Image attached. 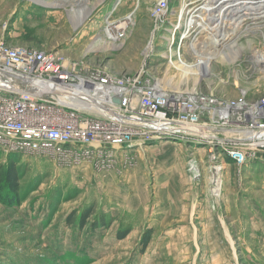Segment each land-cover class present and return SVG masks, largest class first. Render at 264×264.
<instances>
[{"label":"built area","instance_id":"obj_1","mask_svg":"<svg viewBox=\"0 0 264 264\" xmlns=\"http://www.w3.org/2000/svg\"><path fill=\"white\" fill-rule=\"evenodd\" d=\"M132 1L111 0L92 38L111 50L123 48L136 23L139 0ZM232 1L233 12L224 14L204 0H157L149 7L152 23L140 65L121 76L59 51L0 40V149L62 166L98 167L119 149L171 137L191 145L186 175L193 184L207 179L206 197L215 207L226 161L240 171L264 160V1L257 10ZM129 3L133 8L122 13ZM254 15L261 16L258 23ZM246 43L233 59H222ZM203 63L213 64L207 77L227 92L205 81L203 90L189 91L162 80L176 64ZM70 93L109 117L75 107Z\"/></svg>","mask_w":264,"mask_h":264},{"label":"rangeland","instance_id":"obj_2","mask_svg":"<svg viewBox=\"0 0 264 264\" xmlns=\"http://www.w3.org/2000/svg\"><path fill=\"white\" fill-rule=\"evenodd\" d=\"M16 1L0 0V40L59 51L71 59L107 66L118 76L140 65L152 23L149 7L157 2L139 0L136 23L124 47L111 50L91 36L100 28L103 6L102 13L111 0H61L58 8L26 0L14 11ZM177 2L170 0L172 5ZM82 4L90 10L88 19L75 26L69 11ZM126 6L122 13L133 8ZM97 11L99 23L93 32L72 36L69 24L75 29L95 22L92 16ZM191 148L171 137L153 139L117 150L98 167L62 166L44 156L0 149V167L15 161L19 173V204L0 197V264H264V160L250 161L240 171L226 161L217 205L212 207L205 197L206 212L195 219L192 213L188 221L187 214L175 208V212L167 208L165 215L154 209L155 192L177 195L193 193L197 184L209 187L207 179L193 184L184 174ZM160 151L168 156L162 158ZM171 204L181 205L176 197ZM191 222L194 227L189 230Z\"/></svg>","mask_w":264,"mask_h":264},{"label":"bare ground","instance_id":"obj_3","mask_svg":"<svg viewBox=\"0 0 264 264\" xmlns=\"http://www.w3.org/2000/svg\"><path fill=\"white\" fill-rule=\"evenodd\" d=\"M38 4L46 6V7H51V8H58L61 6L62 1L58 2H46L44 0H35ZM205 2H209L211 4L217 3V8H221L222 12L224 14H231L233 12V9L231 8V5L233 3L232 0H204ZM262 1H259L258 3H254L253 0H244V3H247L248 8H254L258 9L262 5ZM232 2V3H231ZM66 3V2H65ZM77 10L72 8L70 10V17H72V20L74 21L75 26L79 25L80 22H82L85 19V16L88 15L90 12L89 9H87L86 4L79 5ZM257 12V11H256ZM253 14V13H251ZM256 14V13H254ZM256 20V23H258L261 20V16L254 15L253 17ZM97 41V40H96ZM100 41V40H98ZM101 42V41H100ZM92 43L90 47H88L90 50H88L85 54L87 55L88 53L92 52L91 47H94L95 45ZM110 45V44H109ZM249 44H240L237 46H233L229 48L225 54L222 55V59H233L237 54L242 52L245 48H247ZM213 64L211 63H203L198 66H187V65H182V64H176V66L170 67L169 71L165 70L162 80L164 83L174 86L175 88H184L185 90L189 91H197V90H203V81L206 82L207 87L213 88L215 86H219L214 80L210 79L207 77V74L210 73L211 67ZM168 73L173 74L168 75ZM170 79L168 80V78ZM166 77V78H165ZM174 77H177V80H174ZM215 85V86H214ZM213 87V88H212ZM224 88V87H222ZM69 103L74 105L75 107L82 109L83 111L89 112V113H96L99 118L102 119H107L109 116L104 112V110L100 108H94L93 106L89 105L85 101H83L81 98L75 96L73 93L69 94ZM127 120V119H126ZM126 123V122H125Z\"/></svg>","mask_w":264,"mask_h":264},{"label":"crops","instance_id":"obj_4","mask_svg":"<svg viewBox=\"0 0 264 264\" xmlns=\"http://www.w3.org/2000/svg\"><path fill=\"white\" fill-rule=\"evenodd\" d=\"M25 1L26 0H19V1L17 0L16 1L17 3L14 4L13 10L16 11V9H18L19 7L25 6L23 4V3H25ZM44 1H46V2H52L54 0H44ZM57 1H61V0H57ZM57 1H55V2H57ZM127 2H129V0H126V3ZM30 3L31 4L40 5L37 2H35V0H31ZM15 7H17V8L15 9ZM72 8H74L75 10H77V8H75L73 6L71 7V10H72ZM105 8L106 7L103 6V10ZM103 10L101 11V14H102ZM56 12L58 13L59 11H56ZM97 13H100V12L98 11ZM10 20L11 19L8 17V22ZM98 21L99 20H96L95 22H92L91 21L90 24L84 25L82 27L79 26V27H77L75 29H74V27H72L71 24H69V30L72 31V33H73L72 36L73 35H79L80 37L87 36V35H89V32H91V33L93 32V30L95 28V25H97L99 23ZM11 24L13 25L14 23H11ZM11 24L9 26H11ZM9 29H10V27H9ZM9 31H11V30H9ZM93 33H92V35H93ZM20 46H23V45H20ZM25 47H28V46H25ZM33 48H35V47H33ZM40 50H42V49H40ZM45 51H47V50H45ZM159 156H161L162 158H165L168 155H165V153H163V151H160L159 152ZM175 157H177V155H175ZM185 163H186V161H185ZM184 174L186 175L185 165H184ZM197 185H199V186H197L195 188V190L193 191V193H191V192L190 193H184V191L183 192L182 191H178L177 195H172L170 192H166V193L165 192H162L163 195H159L157 192H155L154 193V199L157 200L158 204L156 206H154V209H160V210H162V212H160V213L157 212L158 214L162 215V214L165 213V211H167V208H172V211L173 212H175L174 211V208H175V209L179 210L180 212H183V213L187 214L186 219L188 221L191 220L190 217H188L189 214H192L193 213V216H192L193 219H195V216H198L199 217L201 214H203L204 212H206L205 209H204L205 208L204 198L207 195V187L204 184H202V185L201 184H197ZM174 197H176V201H180L181 205H179V204L172 205L171 204V201H172V199ZM188 197H191L190 198L191 201H189V203H182L183 200H184V198H188ZM206 199H207V197H206ZM159 201H160V204H159ZM165 220H169V217L166 216L165 217ZM193 227H194V225H193L192 222L186 226V228L189 229V230H191V228L193 229ZM175 228L176 227H173V229H175Z\"/></svg>","mask_w":264,"mask_h":264},{"label":"trees","instance_id":"obj_5","mask_svg":"<svg viewBox=\"0 0 264 264\" xmlns=\"http://www.w3.org/2000/svg\"><path fill=\"white\" fill-rule=\"evenodd\" d=\"M19 173L16 169L15 161L9 163L8 166L0 167V197L5 198V202L9 203V200L19 204L18 201V189H19ZM88 217V216H87ZM86 218V217H85ZM84 218V220H85ZM71 220L68 224H71ZM128 234V231L119 234V240L124 238Z\"/></svg>","mask_w":264,"mask_h":264},{"label":"water","instance_id":"obj_6","mask_svg":"<svg viewBox=\"0 0 264 264\" xmlns=\"http://www.w3.org/2000/svg\"><path fill=\"white\" fill-rule=\"evenodd\" d=\"M113 101H114L115 103H119V99H118V98H114Z\"/></svg>","mask_w":264,"mask_h":264}]
</instances>
